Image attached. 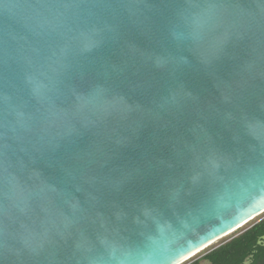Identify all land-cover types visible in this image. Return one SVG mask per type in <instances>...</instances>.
<instances>
[{
	"label": "water",
	"instance_id": "95a60500",
	"mask_svg": "<svg viewBox=\"0 0 264 264\" xmlns=\"http://www.w3.org/2000/svg\"><path fill=\"white\" fill-rule=\"evenodd\" d=\"M3 53L0 264H181L264 214V0H0Z\"/></svg>",
	"mask_w": 264,
	"mask_h": 264
},
{
	"label": "trees",
	"instance_id": "16d2710c",
	"mask_svg": "<svg viewBox=\"0 0 264 264\" xmlns=\"http://www.w3.org/2000/svg\"><path fill=\"white\" fill-rule=\"evenodd\" d=\"M202 258L209 264H264V214L210 248Z\"/></svg>",
	"mask_w": 264,
	"mask_h": 264
},
{
	"label": "rangeland",
	"instance_id": "374dc122",
	"mask_svg": "<svg viewBox=\"0 0 264 264\" xmlns=\"http://www.w3.org/2000/svg\"><path fill=\"white\" fill-rule=\"evenodd\" d=\"M247 225V224H246ZM244 226L241 227L240 229L234 231L233 233L227 235L226 237L218 240L216 243H214L212 246L204 249L203 251L198 252L197 254L193 255L192 257H190L188 260L184 261L181 264H195L196 261H198V264H208V262L206 260H204L202 257L205 253L208 252V250L212 247L217 246L218 244H220L222 241H225L227 239H229L230 237H232L233 235L237 234L239 231L243 230Z\"/></svg>",
	"mask_w": 264,
	"mask_h": 264
},
{
	"label": "snow or ice",
	"instance_id": "6c2138e0",
	"mask_svg": "<svg viewBox=\"0 0 264 264\" xmlns=\"http://www.w3.org/2000/svg\"><path fill=\"white\" fill-rule=\"evenodd\" d=\"M5 53L0 54V57H2ZM34 91L36 92V94H40L42 92V88L40 86H37ZM0 155H2V153H0ZM0 163H2V161H0Z\"/></svg>",
	"mask_w": 264,
	"mask_h": 264
},
{
	"label": "clouds",
	"instance_id": "9594fccd",
	"mask_svg": "<svg viewBox=\"0 0 264 264\" xmlns=\"http://www.w3.org/2000/svg\"><path fill=\"white\" fill-rule=\"evenodd\" d=\"M193 236H194V237H196V238H198V236H199V233H197V232L193 231Z\"/></svg>",
	"mask_w": 264,
	"mask_h": 264
},
{
	"label": "flooded vegetation",
	"instance_id": "af4514ba",
	"mask_svg": "<svg viewBox=\"0 0 264 264\" xmlns=\"http://www.w3.org/2000/svg\"><path fill=\"white\" fill-rule=\"evenodd\" d=\"M207 261V260H206ZM208 262V261H207ZM209 264V263H208Z\"/></svg>",
	"mask_w": 264,
	"mask_h": 264
}]
</instances>
